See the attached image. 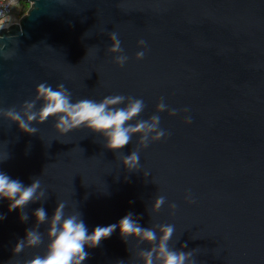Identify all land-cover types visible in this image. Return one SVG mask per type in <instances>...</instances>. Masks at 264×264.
<instances>
[{
    "label": "water",
    "instance_id": "water-1",
    "mask_svg": "<svg viewBox=\"0 0 264 264\" xmlns=\"http://www.w3.org/2000/svg\"><path fill=\"white\" fill-rule=\"evenodd\" d=\"M21 1L27 12L0 30L14 37L0 43L15 53L0 57V108L19 110L46 82L63 83L73 100L142 98L143 119L161 97L169 108L188 112L159 113L170 135L141 147L133 171L122 157L138 146V137L113 151L86 128L59 135L52 117L33 124L37 132L29 135L0 116V156H8L0 171L25 185L38 176L49 216L57 201H66L65 210L79 211L89 234L132 213L142 227L174 225L170 246L186 243L194 264H264V0ZM112 31L129 57L123 67L107 52ZM140 39L147 50L136 60L144 50ZM189 190L194 204L184 199ZM160 195L166 203L153 213ZM169 203L177 205L174 215ZM40 206L29 204L23 222L20 211H9V201L0 199V264H23L42 252L13 253ZM86 251L83 264H142L136 241L126 242L118 228Z\"/></svg>",
    "mask_w": 264,
    "mask_h": 264
},
{
    "label": "clouds",
    "instance_id": "clouds-1",
    "mask_svg": "<svg viewBox=\"0 0 264 264\" xmlns=\"http://www.w3.org/2000/svg\"><path fill=\"white\" fill-rule=\"evenodd\" d=\"M9 27V26H8ZM4 27L0 24V30ZM14 37L0 35V41L13 40ZM110 47L107 52L113 55V62L123 67L129 57L124 53L122 42L118 33H109ZM137 46L141 51L136 52V60H142L147 50L146 41L140 39ZM6 44L0 43V57L10 59L15 53L5 50ZM39 107L37 108V104ZM145 103L142 98L124 96L121 94L108 95L97 101L94 99L73 100L72 93L63 83L55 86L40 83L35 89V97L24 101L17 110L15 106L7 109L0 108V116L16 124L20 131L35 135L37 129L33 124H42L52 117L55 121L54 129L61 135H67L75 130L86 128L98 133L105 141L104 147L120 151L132 143L133 137H138L137 147L130 154L122 157L123 166L129 171L138 170L139 151L147 148L149 144L166 139L170 133L162 128L159 113L168 112L169 116H176L178 112L187 113L188 109L169 108L161 97L156 104L155 113L147 119L141 118ZM183 122L190 124L192 118L184 116ZM8 156H0V163ZM145 176L148 174L145 173ZM30 185H25L18 179L11 178L0 171V199L9 201V211L19 210L20 219L26 222L29 219L24 209L33 203L39 202L32 215L35 225L26 229L25 236L19 239L13 249L14 255H19L25 249L42 248V252L23 260V264H83L89 258L86 249L98 247L104 239L109 238L119 229L121 237L128 242L129 238L136 241V259L142 264H194L193 251H184L187 244L180 249L170 246V241L175 232L172 224H153L151 227H142L132 213L126 214L117 223L108 226H96L89 234V230L82 214L79 211H66L67 202L57 201L51 216H49L43 203L47 201V191L41 179L32 177ZM166 197L160 195L152 205V212L157 213L166 203ZM184 199L189 204H194L190 190L186 191ZM170 214H175L177 205L169 203ZM5 217L0 216V220ZM46 225V231L41 232L40 226ZM141 244L148 245L140 248Z\"/></svg>",
    "mask_w": 264,
    "mask_h": 264
},
{
    "label": "built area",
    "instance_id": "built-area-1",
    "mask_svg": "<svg viewBox=\"0 0 264 264\" xmlns=\"http://www.w3.org/2000/svg\"><path fill=\"white\" fill-rule=\"evenodd\" d=\"M21 0H0V24L8 27L13 22L11 21V14L13 8Z\"/></svg>",
    "mask_w": 264,
    "mask_h": 264
},
{
    "label": "trees",
    "instance_id": "trees-1",
    "mask_svg": "<svg viewBox=\"0 0 264 264\" xmlns=\"http://www.w3.org/2000/svg\"><path fill=\"white\" fill-rule=\"evenodd\" d=\"M23 4L22 5V7L19 9V11H18V13H17V18L18 19H20L26 12H27V7H28V5H25V4H27V3H24V2H22V1H20V2H18V4L15 6V7H17L19 4ZM14 7V8H15ZM13 8V9H14ZM13 11V10H12ZM11 16H12V14H11ZM11 19H16L15 17H13V18H11Z\"/></svg>",
    "mask_w": 264,
    "mask_h": 264
},
{
    "label": "rangeland",
    "instance_id": "rangeland-1",
    "mask_svg": "<svg viewBox=\"0 0 264 264\" xmlns=\"http://www.w3.org/2000/svg\"><path fill=\"white\" fill-rule=\"evenodd\" d=\"M24 3H26V2H24ZM22 5H23V4L20 3L17 7H15V8L13 9L11 18H13V17L16 18V19H11V21H12L13 23H15V22L18 21L17 13H18L19 9L22 7ZM25 5H28V7H27V10H28V8H29V4L27 3V4H25Z\"/></svg>",
    "mask_w": 264,
    "mask_h": 264
}]
</instances>
